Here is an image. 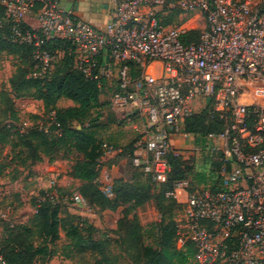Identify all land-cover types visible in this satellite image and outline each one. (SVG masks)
<instances>
[{
    "label": "built area",
    "instance_id": "1",
    "mask_svg": "<svg viewBox=\"0 0 264 264\" xmlns=\"http://www.w3.org/2000/svg\"><path fill=\"white\" fill-rule=\"evenodd\" d=\"M109 2L110 21L96 27L59 0H0V34L8 31V41L33 48L34 77L40 78L63 54L50 43H70L83 77L108 94L119 119L132 122L131 166L157 186L168 182L172 159L219 156L216 188L183 179L166 192L186 209L177 247L192 241L195 264H264V0ZM175 12L204 16L198 43L183 42L188 27L165 24ZM203 111L223 122L222 131H186V121ZM53 123L60 127L56 118ZM173 136L193 143L175 149ZM101 148L107 156L123 153L108 143ZM60 188L52 179L35 213L46 202L91 211L79 191L61 196ZM102 192L112 198L113 183ZM0 264H6L2 256Z\"/></svg>",
    "mask_w": 264,
    "mask_h": 264
},
{
    "label": "trees",
    "instance_id": "2",
    "mask_svg": "<svg viewBox=\"0 0 264 264\" xmlns=\"http://www.w3.org/2000/svg\"><path fill=\"white\" fill-rule=\"evenodd\" d=\"M178 12L169 14L165 17V24L171 25L174 17ZM180 14V13H179ZM179 27V26H174ZM8 31L0 34V54H6L16 59V69L9 80L11 93L2 91L0 94V106L3 108L2 116L5 119L16 122L19 120L18 112L14 106L13 97L16 99L33 97L44 102L46 107H53L54 103L60 98L71 100L75 107L56 112V122L60 124L61 136L47 135L44 128H31L28 132L21 133L13 125L1 126L0 124V148L10 146L13 150H18L16 158L25 156L31 159L32 163H41L46 157L48 162H58L55 158L56 147L58 145L70 144L78 154L81 155L77 162L71 166L70 177L80 180L84 183L83 196L87 205L93 209L94 205L86 197L92 196L95 201L100 200L103 209L115 208L117 203L131 204L132 209H137L154 197L150 188L143 186L135 187L129 182L118 180L113 184L114 200L106 197L100 189L101 171L106 167L101 145L95 140L92 133H89L84 127L77 129L74 121H81L82 116L91 109L101 106L102 94L96 82L87 81L82 73L77 69L75 57L69 55L70 43L62 40H54L49 47L59 50L63 54L53 64L50 70L43 77L30 76V71L34 68L32 57L33 48L29 45L14 44L8 41ZM201 33L198 30H188L183 36L185 44L198 43ZM57 130L56 125L52 124L49 130ZM223 129V122L218 117H211L207 111L186 121V131L199 135L220 132ZM56 138V139H55ZM133 141L130 144V154L132 156L134 147ZM129 146V147H130ZM68 159V158H67ZM219 156L210 162V173L216 175L218 182V170L221 165ZM173 160V171L167 183L157 186L152 178L145 176L142 172L134 169L135 173L142 178L147 179L151 185L157 186L159 194L155 201L160 212L171 209L174 205L182 206L176 200L167 198L166 192L171 190L173 182L177 180L190 179L192 187L198 184L190 178L193 171L191 160L182 161L179 158ZM67 161V160H66ZM205 184L203 186L216 188L217 182ZM61 196L70 194L64 193L63 187L60 188ZM81 193V192H80ZM43 192L40 196L44 195ZM37 199L36 205H37ZM115 201V202H114ZM66 204L59 203L52 205L48 202L41 204L32 221L31 226H21L19 231H7L3 240L0 242V256L3 257L6 264H33L35 254L43 251L37 250L34 246V239L40 238L46 242L55 243L60 237V231L64 230L66 236L73 240V244L81 251L85 248L103 256L95 259L97 264H103L107 260L106 248L108 243L99 242L92 236L83 235L82 228L87 227L93 230V227L87 222H83V227L73 225L66 228V224L60 219V209ZM86 225V226H85ZM154 231H158L156 247L146 246L142 243V232L144 227L139 223L137 218L132 220L127 229H125L123 244L131 250L138 251V255L146 264H187L192 261L195 255V247L192 241H189L184 249L177 247V225L171 220L162 218L160 222L152 224ZM194 260V259H193ZM195 264V261H194Z\"/></svg>",
    "mask_w": 264,
    "mask_h": 264
},
{
    "label": "rangeland",
    "instance_id": "3",
    "mask_svg": "<svg viewBox=\"0 0 264 264\" xmlns=\"http://www.w3.org/2000/svg\"><path fill=\"white\" fill-rule=\"evenodd\" d=\"M175 15L171 24L172 26H186L190 30L200 31L201 34L204 31V16L198 15L199 17H196V15L192 14L182 15L179 13ZM16 64L17 61L12 56L0 54V94L2 91L11 93L9 80L15 72ZM50 70H52V67ZM29 75H35L34 68L30 71ZM13 100L19 120L13 122L7 119V117L3 119V108L0 106V124L1 126L15 124L21 133L28 132L31 128H49L54 124L53 120L56 118L58 110L75 107V104L66 98L57 100L53 107H46L43 101L33 97L20 99L13 97ZM102 100L101 106L86 112L82 116V120L74 121L73 125L77 129H81L82 126L89 133H92L98 144L108 143L114 148L123 150V153L107 156L100 147L106 168H110L115 164L123 175L122 178L114 182L124 180L135 187L143 186L150 188L152 196L156 198L159 194L158 187L151 185L147 179L142 178L138 173L136 174L130 163V144L136 136L132 129V122L116 117L110 108L108 94H104ZM56 128L58 130L57 126ZM53 130L56 131L55 128ZM70 146V144L66 146L58 145L55 154V158L59 159L57 161H62L63 165H68L69 172L66 174L68 177H70L71 172L69 168L81 157ZM17 153L18 150H13L10 146H2L0 148V242L7 231H19L21 226L32 225L35 217V199L49 189L50 182L54 179L49 169L55 162L50 164L46 157L41 163H32V160L26 159L25 156L16 158ZM211 159L212 156L205 153L191 159L193 171L190 174V178L197 181L194 183L198 184L199 188L217 179L216 175L209 174ZM120 160H124V165L119 163ZM102 174L103 170L101 171ZM55 178H57L60 186L59 180L61 176L56 175ZM108 183L107 180L101 177L99 186L101 191ZM83 187L84 183L76 185L73 182L69 187L64 189V193L70 194L73 191H79L85 197ZM86 198L94 205L91 211H85L84 207L79 209L69 204L60 209L59 217L66 224V228L73 225H79L82 228L83 222H87L93 227V230H88L87 227H84L82 228L83 235L85 237L90 235L96 241L108 243L106 248L108 261H105L103 264H146L139 257L138 254L140 252L131 250L127 245L122 243L125 229L135 218L144 227V231L142 232L143 245L152 247H156L158 238V231H154L152 224L160 222L162 218L171 220L176 225L180 222L184 223L186 220V209L183 206L174 205L163 213L158 210L154 198L137 209H132L131 204L123 202L117 203L115 208L103 209L100 200H93L91 195ZM110 199L114 200L115 197L113 196ZM3 214L7 215V219L4 220L2 218ZM34 246L37 250L43 251L35 254L33 264H97L95 259L103 257L87 248L83 251L76 248L73 240L66 236L64 230L60 231V237L55 243L35 238ZM193 259L187 264H194Z\"/></svg>",
    "mask_w": 264,
    "mask_h": 264
},
{
    "label": "crops",
    "instance_id": "4",
    "mask_svg": "<svg viewBox=\"0 0 264 264\" xmlns=\"http://www.w3.org/2000/svg\"><path fill=\"white\" fill-rule=\"evenodd\" d=\"M59 1H60V6L63 9H67V10L73 9L76 15L80 19L96 27H102L107 22H109L113 12V8L109 0H59ZM197 16L198 15H196V17ZM27 23H29L30 25H35V17L29 16L27 18ZM116 117L118 118L117 115ZM192 141L193 140L186 141L179 136L172 137V145L175 149L184 150L193 143ZM119 163L124 165V160H120ZM65 165L62 164V161H58L54 163V165L51 166L49 169L50 173L52 174V178L57 180L55 176L56 175L61 176L59 182H60V186L63 188L69 187L73 182H75L76 185H78L79 183H83L80 180L74 179L72 177H68L66 175L69 172L68 165L66 166ZM105 168L102 169L103 174L101 175V177L107 180L109 183H113L115 180L123 177L119 168H117L115 164H113L110 168H106V169ZM69 169L71 171V168Z\"/></svg>",
    "mask_w": 264,
    "mask_h": 264
}]
</instances>
